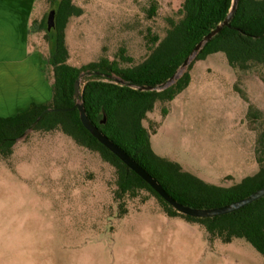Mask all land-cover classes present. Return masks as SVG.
<instances>
[{
	"label": "rangeland",
	"instance_id": "374dc122",
	"mask_svg": "<svg viewBox=\"0 0 264 264\" xmlns=\"http://www.w3.org/2000/svg\"><path fill=\"white\" fill-rule=\"evenodd\" d=\"M183 1L74 0L83 14L66 29L70 63L103 57L124 68L142 63L152 39L166 36L168 19L179 20ZM41 38L48 58L49 44ZM121 50L131 63L121 61ZM44 62L49 81L52 70ZM191 72L190 86L168 115L162 117L165 104L148 115L145 126L159 128L152 147L222 187L239 185L259 168L264 70L239 78L218 53ZM250 107L260 113L255 120ZM116 179L99 154L63 133L29 132L13 157L0 161V264H264L246 240L211 242L200 225L166 216L146 191L115 200Z\"/></svg>",
	"mask_w": 264,
	"mask_h": 264
},
{
	"label": "trees",
	"instance_id": "16d2710c",
	"mask_svg": "<svg viewBox=\"0 0 264 264\" xmlns=\"http://www.w3.org/2000/svg\"><path fill=\"white\" fill-rule=\"evenodd\" d=\"M47 1L52 7L58 0ZM73 1L62 0L57 10V31L52 35L53 50L49 51L47 58L52 70V99L47 104H32L14 117H0V161L9 160L17 143L26 139L29 132H61L77 146L99 154L104 162L115 169V200L135 199L140 192L146 191L157 199L166 216L179 217L203 227L209 241L231 243L236 239H244L264 257V198L215 218L183 216L84 128L78 110L43 115L48 109L73 108L76 104L75 83L82 75H86L82 101L89 120L157 180L177 202L192 208L210 209L249 197L264 187V128L256 139L255 155L259 171L239 185L222 187L207 183L185 171L179 163L158 156L151 145V135L158 127L150 130L145 126V121L161 104H165L162 117H166L170 103L189 87L194 64L206 61L212 55L225 54L230 68L239 78L264 70V0H239L230 27L224 28L203 47L175 83L159 92L135 91L117 85L113 80L118 78L143 86L166 83L204 37L224 21L233 0H184L179 10V20L167 21L170 28L166 36L152 39L149 56L142 63L125 68L119 62L105 57L82 66L70 63L66 29L72 18L83 14ZM46 17L39 23L38 29L49 44ZM120 53L121 61L132 62L131 58L124 56V50ZM104 116L107 122L101 125ZM248 116L255 120L260 113L250 107ZM127 212L126 207L122 208V215Z\"/></svg>",
	"mask_w": 264,
	"mask_h": 264
},
{
	"label": "crops",
	"instance_id": "0c3cea01",
	"mask_svg": "<svg viewBox=\"0 0 264 264\" xmlns=\"http://www.w3.org/2000/svg\"><path fill=\"white\" fill-rule=\"evenodd\" d=\"M48 11L47 0H0V117H14L32 104L43 105L52 99V82L47 81L44 73L47 56L43 50L42 32L38 29ZM192 79L191 74V82ZM156 133L151 135V145Z\"/></svg>",
	"mask_w": 264,
	"mask_h": 264
},
{
	"label": "water",
	"instance_id": "95a60500",
	"mask_svg": "<svg viewBox=\"0 0 264 264\" xmlns=\"http://www.w3.org/2000/svg\"><path fill=\"white\" fill-rule=\"evenodd\" d=\"M62 0H58L55 5H53L46 17V31L49 36V51L52 52L54 40L52 35L56 33V16L58 6ZM239 5V0H233L232 7L224 19V21L219 24L214 30H212L208 35L204 37V39L195 47L193 52L189 55V57L184 61L181 67L176 71V73L166 82L157 86H143V85H136L130 82H125L118 78H114L113 82L117 85L127 86L130 89L139 92H159L162 91L169 86H171L175 81L179 78V75L182 73L183 70L187 69L189 64L191 63L192 59L203 49V47L212 41L216 36H218L224 28L230 27L233 18L236 14L237 8ZM91 76V75H89ZM86 75H82L75 83L74 87V99L76 104L71 109H48L46 113H64L72 110H78L80 114V121L84 128L101 144L103 145L108 151H110L114 156H116L129 170L133 171L137 176H139L146 184H148L151 189L158 194L170 207H172L176 212L183 216L196 218V219H209L215 218L223 215H227L238 211L262 198H264V187L249 197L237 201L235 203L218 207V208H210V209H198L192 208L189 206H185L177 202L173 199L159 184L157 180H155L144 168H142L135 160H133L124 150H122L118 145H116L113 141H111L103 132L95 126L88 118L86 113L84 103L82 101L83 97V87L85 85L84 80ZM107 122L106 116L100 122L101 125H105Z\"/></svg>",
	"mask_w": 264,
	"mask_h": 264
}]
</instances>
